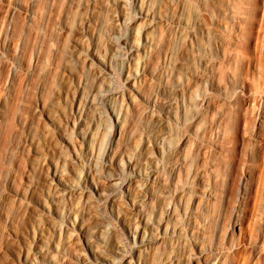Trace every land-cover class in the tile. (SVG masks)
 <instances>
[{
	"label": "rangeland",
	"instance_id": "374dc122",
	"mask_svg": "<svg viewBox=\"0 0 264 264\" xmlns=\"http://www.w3.org/2000/svg\"><path fill=\"white\" fill-rule=\"evenodd\" d=\"M117 1L0 0V264H24L42 231L45 253L67 264L65 220L76 196L68 192L57 201L63 187L51 178L57 163L69 180L76 179L75 168L83 170L73 155L85 153L79 127L89 121L86 114L97 119L99 183L110 184L109 176L121 172L116 187L122 195L123 184L135 176L107 158L117 126L107 102L122 117L112 160L130 149L143 169L149 155L158 157L154 139L164 137L157 167L170 178L166 200L175 216L168 223L176 226L173 236L142 252L140 260L130 229L141 225V213L126 205L120 217L112 200L97 202L95 219L110 228V264H264V0H149L151 11L166 19L152 29L153 45L140 53L125 43L109 49L120 35L139 39L146 21L139 0H124L129 11L119 31L113 19L121 10ZM180 15L187 29L180 27ZM90 50L109 60L105 75ZM176 63L202 79L183 72L174 80ZM136 64L145 71L134 92L128 75ZM93 92L98 104L83 102L84 112H77L78 100ZM174 97L179 99L170 107ZM148 99L157 102L156 113L172 108L180 120L164 130L146 113ZM191 102L195 107L184 106ZM181 159L187 163L179 167ZM159 189L153 184L144 201L156 220ZM202 191L227 196L217 235L204 214L207 199L194 202ZM43 199L52 212L44 210ZM44 256L37 254V261Z\"/></svg>",
	"mask_w": 264,
	"mask_h": 264
},
{
	"label": "bare ground",
	"instance_id": "6f19581e",
	"mask_svg": "<svg viewBox=\"0 0 264 264\" xmlns=\"http://www.w3.org/2000/svg\"><path fill=\"white\" fill-rule=\"evenodd\" d=\"M139 1L141 3L142 15L146 18V21L141 27L140 38H131L120 35L119 40L117 42L112 43L111 41V43L109 44V49L111 51H114L122 43L129 44L132 47L133 51H135L136 53L146 51L148 46L153 45L154 40L151 34L152 29L157 25V23L163 22L166 19V16L163 13L156 14L155 12L151 11L149 7V0ZM117 5L121 7V10L120 12L113 14V19L118 22L117 26L118 30L120 31V22L126 19V15H128L129 10L126 9V3L124 0H118ZM178 18L180 27L183 30L187 29L189 27V23L187 22V20H185V17L183 15H180ZM90 56L93 59L99 60L100 63L103 65L104 69L102 68V75H105L108 71L111 70V64L109 60L106 58L101 60L98 51L90 50ZM168 56L169 52L167 53L166 57ZM203 63L206 65L207 61L203 60ZM144 71L145 70L140 66V64H136L135 67H132L129 70L128 79L130 81L132 91H138L136 81L141 76V73ZM183 72H185L186 75L192 76V78L195 79L197 82L200 81L201 76L199 75V73L196 74L187 71L183 63L173 64L172 78L174 80H176L178 78V75ZM98 95L99 93L93 92L86 96L84 99H82L81 97V99H79L76 104V111L79 113L84 112V108L82 107L83 102L85 106H94V104L98 101ZM129 99H131V95ZM178 99L179 98L177 97L169 99L170 107H172V104L177 103ZM205 100L206 97H203L202 102H205ZM106 106L108 109L114 111L115 116L117 118L116 138H111L108 147L107 158L112 164L118 165L119 169H132L134 171L135 176L123 184L124 192H121L122 195L118 194V187H116L119 179L121 178V172H116L109 176L110 184L101 185L99 183V180L94 173L96 168V161L94 157V139L98 131L97 119L96 116L93 117L90 114H86V118H88L89 121L83 122V120H81L79 127V138L81 140V143L83 144L85 153H74L73 155V163L75 162L74 164H83V170L75 168L74 175L76 179L69 180V178L66 177L62 169L59 167V163H57V168L52 172V178L50 177L52 180H57V183L61 184L63 187V189H61L62 191L57 190V194L55 195L57 196V201H60L68 192L69 194L73 193L74 197L76 196L75 202L71 209L68 211L65 220L64 232L67 240L71 243V248L69 249V251H67V256H64V261L67 264H110L114 261L113 255L108 252L109 241L105 235V231L110 229L109 225L105 221H97V218L95 219L94 216V207L96 203L103 199L112 200L114 207L113 209L115 213H117L120 217H122V209L126 205L131 207L133 210L141 213V225L135 227L134 230L133 228H129L133 238L139 242L138 251H136L135 254L140 260H142L141 256L144 255H142V252L148 251L147 253H149V251H151L156 244L167 240V238L173 236L176 233V226L170 225L168 223L169 220L173 219L175 216L173 204L170 202V199L169 201L166 200L169 196V193L171 192V190L167 186V183L169 182L170 178L169 176L159 174V170L157 167L158 157L160 154L162 155L164 151L163 147L161 148V143L164 140V137H162V134H160L154 139V144L158 153V157L157 155L154 156V154L149 155L143 165H141V167H144L143 169L137 168V162L130 149H123L120 155L118 157L116 156L115 159L112 160L111 155L116 148V139H118L122 135V117L121 112L117 113L114 110L113 104L111 102H107ZM184 106L195 107V104L192 102L190 104L184 103ZM155 107H157V102L155 100L148 99L145 111L148 114L152 112V115L156 117L157 124L164 130L168 128L172 122L180 120V117L172 108L156 113L157 110ZM74 125H76L75 122ZM151 136L152 134L149 135V138H151ZM66 140L69 142L68 138H66ZM186 163L187 162L185 161V159H181L177 166L182 167ZM153 184L159 185L161 189H159V204L161 207V217L158 220L152 218L151 215L146 212V207L144 205L146 192L149 191L150 187H152ZM183 192L184 187L178 189V197L182 198ZM201 198H206V201H208V208L207 210L204 209V214L207 215L208 218H210L208 219V224L212 228L211 230H213L212 235H217L221 227V216L224 212L227 196L223 194L212 193L209 191H202L201 193H196L194 202L200 201ZM42 206L45 211L52 212L53 210V207L49 206L46 200L42 201ZM57 212L59 213L58 209ZM90 220L92 222H90ZM206 220L207 219H204L205 224H207ZM153 228H155V233H149L148 231ZM43 236L44 235L42 231V233L37 236V245L35 247L34 255H27L25 257L24 264L57 263L53 256V253L47 251L45 253L44 249L42 248L44 239ZM53 247L55 249H58L55 243H53ZM119 250L120 247L117 246L115 252H119ZM37 254L45 255V259L43 260V262L39 263L37 261ZM208 264H211V262L209 261Z\"/></svg>",
	"mask_w": 264,
	"mask_h": 264
}]
</instances>
